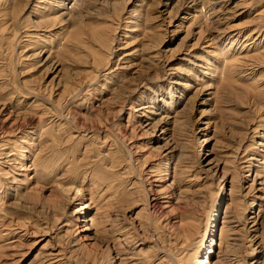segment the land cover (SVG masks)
<instances>
[{
    "label": "rangeland",
    "instance_id": "1",
    "mask_svg": "<svg viewBox=\"0 0 264 264\" xmlns=\"http://www.w3.org/2000/svg\"><path fill=\"white\" fill-rule=\"evenodd\" d=\"M6 3L0 264H264V0Z\"/></svg>",
    "mask_w": 264,
    "mask_h": 264
},
{
    "label": "bare ground",
    "instance_id": "2",
    "mask_svg": "<svg viewBox=\"0 0 264 264\" xmlns=\"http://www.w3.org/2000/svg\"><path fill=\"white\" fill-rule=\"evenodd\" d=\"M188 1V3H189V1L190 2H193V4L194 3H197V1L198 2H201V3H204V5H206V3H209L210 1H212V0H187ZM219 1H221V0H219ZM6 2H8V0H0V6H2L3 4H4V8H6L5 7V5L7 4ZM213 3V2H212ZM7 6V5H6ZM7 11V10H6ZM1 112V111H0ZM2 123V122H1ZM1 125H3V124H1ZM0 125V126H1ZM7 158H9V157H7ZM253 158V157H252ZM252 162V161H251ZM249 164V163H248ZM201 165V164H200ZM247 166V165H246ZM249 166H251V165H249ZM200 169H201V167H200ZM244 169H245V167H244ZM204 170V169H203ZM210 170V169H209ZM218 168L216 169V171L214 172L215 174H213V176H215L216 174H217V172H218ZM247 170H249V167H247ZM246 170V171H247ZM252 172V171H251ZM250 173V172H249ZM250 175V174H249ZM224 176H225V172H224ZM222 178H225V177H222ZM152 182V181H151ZM157 182V181H156ZM220 182V181H219ZM222 182V181H221ZM256 182H258L257 180H256V177H254V179H253V181H252V188H253V186H254V184L256 183ZM232 185V184H231ZM260 185V184H259ZM256 186V185H255ZM232 187V186H231ZM170 188H171V186H170ZM234 188V187H233ZM252 188H250L248 191H251L252 190ZM232 188L230 189V192H231V194H232ZM148 191H152V194H153V192H154V194L156 193V195H160L159 194V191H156L155 190V188H154V186L152 185V183L150 184V189H148ZM173 191V190H172ZM248 194V193H247ZM150 202H151V210L153 211V213H157V212H159L158 210L159 209H162V205L159 203V201H158V199L157 198H154V199H151L150 200ZM150 206V205H149ZM230 208V207H229ZM163 211V210H162ZM160 212H161V210H160ZM164 212V211H163ZM255 220L253 221V227H256L257 226V224H258V222H259V220H260V218H259V215L257 216V217H255L254 218ZM248 222V221H247ZM247 224V223H246ZM261 224V223H260ZM207 227L208 226H206V228L204 229V234H207L206 233V231H207ZM246 227V226H245ZM215 228H217L216 226H215ZM214 228V229H215ZM257 230V229H256ZM186 235V234H185ZM218 236V235H217ZM214 237H215V235L213 236V239L211 240L212 241V244H213V242H214ZM263 241V240H262ZM224 243H225V239H223V237H222V235H221V238H220V245H219V247H220V249H222L223 247H224ZM197 253V252H196ZM210 253V252H209ZM226 253V252H225ZM228 254V253H227ZM189 255V254H188ZM226 255V254H225ZM229 255V254H228ZM227 255V256H228ZM232 256V255H231ZM194 258V257H193ZM228 258V257H227ZM229 258H230V256H229ZM228 261H230L229 259H228ZM225 262V261H224ZM173 263L174 264H177V263H179V260H177V259H173ZM53 264V263H52ZM202 264H209L207 261H204Z\"/></svg>",
    "mask_w": 264,
    "mask_h": 264
}]
</instances>
